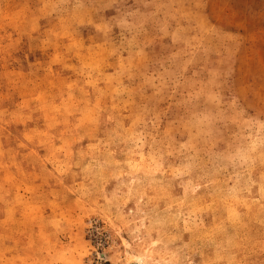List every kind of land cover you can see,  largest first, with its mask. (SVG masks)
<instances>
[{
  "label": "rangeland",
  "instance_id": "374dc122",
  "mask_svg": "<svg viewBox=\"0 0 264 264\" xmlns=\"http://www.w3.org/2000/svg\"><path fill=\"white\" fill-rule=\"evenodd\" d=\"M0 264H264V0H0Z\"/></svg>",
  "mask_w": 264,
  "mask_h": 264
}]
</instances>
